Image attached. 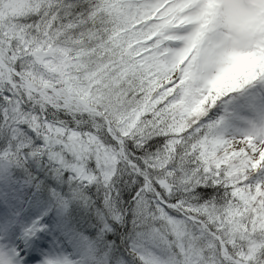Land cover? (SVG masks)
<instances>
[{"label": "snow or ice", "instance_id": "6c2138e0", "mask_svg": "<svg viewBox=\"0 0 264 264\" xmlns=\"http://www.w3.org/2000/svg\"><path fill=\"white\" fill-rule=\"evenodd\" d=\"M0 264H264V0H0Z\"/></svg>", "mask_w": 264, "mask_h": 264}]
</instances>
